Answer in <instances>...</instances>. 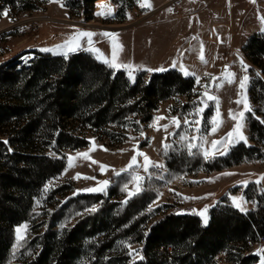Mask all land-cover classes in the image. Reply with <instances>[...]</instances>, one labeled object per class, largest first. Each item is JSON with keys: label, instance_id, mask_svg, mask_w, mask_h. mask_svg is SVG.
<instances>
[{"label": "trees", "instance_id": "obj_1", "mask_svg": "<svg viewBox=\"0 0 264 264\" xmlns=\"http://www.w3.org/2000/svg\"><path fill=\"white\" fill-rule=\"evenodd\" d=\"M16 1L24 10L36 8L35 0L0 3L4 8ZM96 1L64 0L72 15L85 20L91 18ZM112 1L117 5L115 19L125 21L135 0ZM41 49H30L28 66L17 69L20 55L0 65V264H219L216 257L222 251L224 264L258 262L251 248L264 236V192L253 185L245 192L255 200L254 210L242 212L223 201L210 209L206 225L190 212L158 215L148 210L152 194L146 190L123 205L111 200L113 195L75 194L59 203L46 230L29 240L30 253L22 250L20 259L11 263L13 228L30 218L42 187L65 169L63 150L86 147L89 141L82 132L87 130L120 141L114 126L140 128L151 121L159 101L188 93L194 84L170 67L153 71L147 82L141 77L131 82L123 70L91 52L53 55ZM241 50L264 75V32L252 34ZM249 95L258 106L255 114L263 115L264 80L258 74L250 82ZM255 114L248 113L254 145L238 143L226 155L209 159L196 148L191 154L174 148L166 157L167 167L178 173L216 171L256 159L264 146V118ZM70 189L63 183L48 198ZM95 204V211L85 212L72 225H54L64 221L69 206L85 210ZM127 243L142 245L141 259L129 262Z\"/></svg>", "mask_w": 264, "mask_h": 264}, {"label": "rangeland", "instance_id": "obj_2", "mask_svg": "<svg viewBox=\"0 0 264 264\" xmlns=\"http://www.w3.org/2000/svg\"><path fill=\"white\" fill-rule=\"evenodd\" d=\"M164 1L135 0L134 7L126 11L127 19L123 22L115 19L117 5L112 0L96 1L91 18L86 20L72 15L64 0H35L32 3L36 4V8L32 10H24L19 1L4 8L0 3V65L20 55L15 61L17 69L28 66L33 58L29 51L35 47L53 49L50 52L53 55H64L62 53L71 51L55 46L64 44L77 32H91L94 33L91 44L87 37H81L72 46L76 50L91 52L101 62L111 61L115 49L116 63L131 65L132 71L130 75L124 68L114 69L123 70L131 82L136 77L147 82L153 72L146 70L149 68L170 67L185 76L181 66L191 74L185 77L194 82L190 92L159 101L152 111L151 121L140 128L114 126V133L119 135L120 141H111L87 130L82 132L89 141L86 147L63 150L65 169L42 187L34 200L30 218L13 228L11 263L20 259L22 250L30 253L26 249L29 240L46 230L51 223L50 216L59 203L79 193L101 194L104 197L113 195L110 199L123 205L141 190H146L152 194L148 210L158 215L171 211L190 212L197 215L203 225L207 224L204 223L205 218L207 222L209 220L210 209L223 201L239 210L236 204L246 211L256 208L255 200L249 198L245 190L254 185L264 192V179H261L264 177V146L256 159L216 171L201 169L178 173L167 167L166 157L174 148L188 150L189 143L198 144L196 149L204 159L224 156L238 143L254 145L250 138L248 113L255 114L258 106L251 101L249 85L255 75H260L263 80L264 75L241 49L252 34L262 32L264 28V0H168L166 5H162ZM141 4L151 6L141 7ZM4 12H7L6 16L2 15ZM104 33L115 35L106 36ZM241 59L251 70L247 68L245 72L241 68ZM226 72L235 74L233 83L225 82ZM244 76L248 80L242 90L239 83ZM205 92L217 97L218 104L207 99ZM238 99H244L250 111L245 110L243 103H236ZM199 108H203L202 113L197 111ZM241 112L244 113L243 118L239 116ZM230 113L236 115V120L231 118ZM255 115L258 119L264 118V114ZM173 118L179 122V127L173 123ZM213 121L217 127L215 132L212 131ZM238 122L243 125L240 133H234L225 144H218L217 150H213L212 141L224 139ZM164 125H167L166 129ZM239 135L246 137V142L240 140ZM165 144L168 145L167 149ZM206 149L210 153L207 158L204 155ZM138 152L146 154L151 162L162 167H150L149 172L145 173L143 155H137ZM80 154H87L88 158ZM133 155H137L138 162L134 174L144 178L139 191L131 179L133 173L122 171L127 168ZM69 157L72 159L69 160ZM101 165L107 167L101 171ZM77 174L81 178H75ZM102 180H108L110 186L103 188V191H85L101 189L99 183ZM245 181L248 183L245 184ZM63 183H69L71 189L65 194L48 198L51 191ZM129 192L134 194L129 196ZM97 207L98 204H95L78 210L71 205L66 209L64 221L54 225L58 229L70 226L85 212ZM126 247L129 262L141 259V244L127 243ZM261 247L259 243L252 245L251 249L257 253ZM216 261L226 263L222 257H216ZM259 262L260 256L256 264Z\"/></svg>", "mask_w": 264, "mask_h": 264}, {"label": "snow or ice", "instance_id": "obj_3", "mask_svg": "<svg viewBox=\"0 0 264 264\" xmlns=\"http://www.w3.org/2000/svg\"><path fill=\"white\" fill-rule=\"evenodd\" d=\"M50 2H58V0H50ZM145 6H148L150 7L151 5L150 4H141V7H145ZM169 11H171V9H169ZM98 14H103V13H98ZM2 15L6 16L7 15V12H4L2 13ZM262 23H264V18H262ZM23 29H21L22 31ZM262 32H264V28L261 29ZM94 35V33H91V32H77V34H75L74 36L70 37L69 40L65 41L64 44L62 45H57L55 46L56 48H68L69 51H75L76 48L73 47L72 45L74 44V42L76 40H78L79 38L81 37H87L88 38V43L91 44L92 43V40H91V37ZM104 35H115V34H110V33H104ZM41 51H44V52H52L53 49H41ZM239 52V50H237V53ZM64 55H67V53H62ZM99 58V57H98ZM201 60L203 61V55H201ZM104 63L108 64L110 67L112 68H115V69H119V68H124L126 70L129 71V74L131 75V71H132V66L131 65H118L116 63V55H115V49H114V53H113V59L111 61H108V60H104L103 61ZM206 62V61H205ZM240 64H241V68L246 72L247 71V68L248 66L246 64H244L243 60L241 59L240 61ZM176 64L175 62H173V67H175ZM147 71L151 72V71H165V69L163 68H160V69H146ZM181 71L184 73L185 76H188V75H191L189 72H187L182 66H181ZM224 80L226 83H233L234 80H235V74L234 73H228L226 72L224 74ZM248 80V77L247 76H244L241 80H240V83H239V88L240 89H244L245 88V82ZM222 86V85H220ZM205 96H207V92H205L204 94ZM208 99L209 100H212L214 102H216L218 104V98L217 97H214V96H208ZM203 103V101H202ZM236 103L238 104H241L243 103L244 104V107H245V110L246 111H250V108L249 106L247 105L246 101L244 99H238L236 101ZM198 112H203V108H199L197 109ZM230 116L232 119L236 120V115L234 114H231L230 113ZM239 116L241 118H243L244 116V113L241 112L239 113ZM157 119H163V117H158ZM173 123L176 124L177 127H179V122L176 120V118H173ZM187 123V122H186ZM192 123H195V124H198L199 121H193ZM213 128H212V131L215 132L217 130V127L215 126L216 125V122L213 121ZM165 129L167 128V125H164L163 126ZM243 127V125L241 123H237L234 127V129L232 130V132H229L227 134V136L220 140V141H212V149L213 150H217L216 149V146L219 144V145H223L225 144L227 141H228V137H231L234 133L236 134H239L240 133V130L241 128ZM159 130V129H157ZM198 131V129H197ZM141 135H143V132H141ZM183 139V138H182ZM192 139H196L195 137H193ZM239 139L240 140H243L246 142V137H244L243 135H239ZM4 143H7L6 141ZM164 147L167 149L168 145L165 144ZM187 148H188V151L189 153L191 154L192 150L195 149V148H198V144L196 143H189L187 145ZM106 150V149H105ZM209 151L206 149L205 150V157L207 158L209 156ZM222 155L225 154V153H221ZM82 155L85 159L88 158V155L87 154H80ZM137 155H143V170L145 173H148L149 172V168L150 167H162V165H158V164H155L153 162L150 161L149 157L146 155V154H142V153H137ZM137 155H133L131 160H130V163L129 165L127 166L126 169H123L122 171H126V172H129L131 171L133 174L131 176V179L132 181L134 182V184L136 185V190L139 191V188H140V182L144 179L143 177H140L139 175H136L134 174V169L136 167H138V162H137ZM72 158L69 157V160H71ZM93 163H96L95 161H93ZM107 166H104V165H101V171H103ZM117 175H119L120 173H116ZM227 174V173H226ZM75 178H81L80 177V174H77V176ZM85 179H89V177H83ZM94 179V178H92ZM261 179H264V177H261ZM259 182V181H258ZM104 185H107L108 184V181H104L102 182ZM245 184H247L248 182L245 181L244 182ZM127 188V185H125V189ZM47 190V188L45 189ZM96 190H100V191H103L104 189L101 188V189H86L85 191H96ZM134 193L133 192H129L128 195L129 196H132ZM126 202V201H125ZM233 202L235 203V198H233ZM236 207L240 208V211L244 212L246 211V209H244L243 207H241L239 204H236ZM96 209L95 208H92L91 211H95ZM206 211V209H205ZM204 223L206 224L207 223V219L205 218V221ZM20 229L18 228L17 229V232L19 233ZM257 255L260 256V262L259 264H264V249H261V250H258L257 252ZM142 258V257H141Z\"/></svg>", "mask_w": 264, "mask_h": 264}, {"label": "water", "instance_id": "obj_4", "mask_svg": "<svg viewBox=\"0 0 264 264\" xmlns=\"http://www.w3.org/2000/svg\"><path fill=\"white\" fill-rule=\"evenodd\" d=\"M205 94V93H204ZM205 96V95H204ZM208 96H213L212 94H209V93H207V96H205L207 99H208ZM104 181H108V180H102V181H100V183H99V187H101V188H108L109 186H110V183H109V181H108V184L107 185H104L102 182H104ZM263 249H264V246L262 247Z\"/></svg>", "mask_w": 264, "mask_h": 264}, {"label": "built area", "instance_id": "obj_5", "mask_svg": "<svg viewBox=\"0 0 264 264\" xmlns=\"http://www.w3.org/2000/svg\"><path fill=\"white\" fill-rule=\"evenodd\" d=\"M33 30H35V28H33ZM260 244H261L262 246H264V236L260 238ZM224 256H225V252L222 251L221 253L218 254L217 257H222V258H223Z\"/></svg>", "mask_w": 264, "mask_h": 264}, {"label": "crops", "instance_id": "obj_6", "mask_svg": "<svg viewBox=\"0 0 264 264\" xmlns=\"http://www.w3.org/2000/svg\"><path fill=\"white\" fill-rule=\"evenodd\" d=\"M98 1H102V0H98ZM166 1V2H165ZM164 1V3L162 4V5H166L167 3H168V0H165ZM170 1V0H169ZM206 4V3H205ZM162 5H160V7L162 6ZM174 26H176V27H174V29H175V31L177 30L176 28H177V24L176 25H174ZM171 32H172V30H171Z\"/></svg>", "mask_w": 264, "mask_h": 264}]
</instances>
